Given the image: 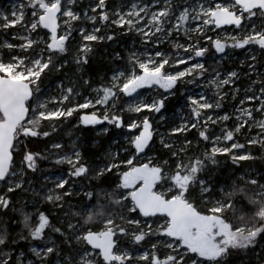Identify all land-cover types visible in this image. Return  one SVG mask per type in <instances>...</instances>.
Listing matches in <instances>:
<instances>
[{"label": "snow or ice", "instance_id": "obj_1", "mask_svg": "<svg viewBox=\"0 0 264 264\" xmlns=\"http://www.w3.org/2000/svg\"><path fill=\"white\" fill-rule=\"evenodd\" d=\"M0 264H264V0L0 3Z\"/></svg>", "mask_w": 264, "mask_h": 264}, {"label": "rangeland", "instance_id": "obj_2", "mask_svg": "<svg viewBox=\"0 0 264 264\" xmlns=\"http://www.w3.org/2000/svg\"><path fill=\"white\" fill-rule=\"evenodd\" d=\"M4 2V0H0V3Z\"/></svg>", "mask_w": 264, "mask_h": 264}]
</instances>
